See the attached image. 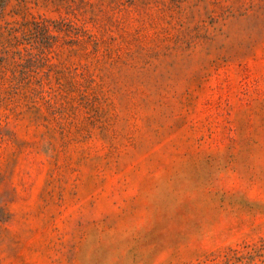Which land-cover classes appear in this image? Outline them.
Here are the masks:
<instances>
[{
  "label": "rangeland",
  "instance_id": "obj_1",
  "mask_svg": "<svg viewBox=\"0 0 264 264\" xmlns=\"http://www.w3.org/2000/svg\"><path fill=\"white\" fill-rule=\"evenodd\" d=\"M0 264H264V0H0Z\"/></svg>",
  "mask_w": 264,
  "mask_h": 264
}]
</instances>
